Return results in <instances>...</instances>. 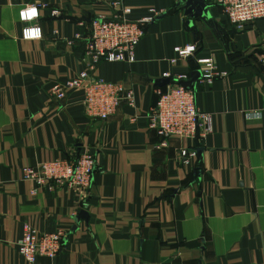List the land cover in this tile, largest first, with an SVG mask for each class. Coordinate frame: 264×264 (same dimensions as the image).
<instances>
[{
  "label": "crops",
  "instance_id": "0c3cea01",
  "mask_svg": "<svg viewBox=\"0 0 264 264\" xmlns=\"http://www.w3.org/2000/svg\"><path fill=\"white\" fill-rule=\"evenodd\" d=\"M122 2L131 20L161 14L133 61L88 70L134 93V107L121 103L99 120L86 115L81 90L59 100L49 90L88 68L75 38L81 22L112 9L101 0H0V264H264V18L239 29L211 0ZM25 5L38 7L41 39L22 38ZM188 43L226 75L205 83L193 58L172 63L174 47ZM170 83L194 89L212 114L213 132L189 165L178 159L189 140L155 148L147 126ZM82 152L96 163L82 200L65 188L32 193L24 167ZM23 223L64 229L61 251L27 262L16 249Z\"/></svg>",
  "mask_w": 264,
  "mask_h": 264
},
{
  "label": "built area",
  "instance_id": "2783aa9c",
  "mask_svg": "<svg viewBox=\"0 0 264 264\" xmlns=\"http://www.w3.org/2000/svg\"><path fill=\"white\" fill-rule=\"evenodd\" d=\"M112 9L110 17L98 15L93 17L85 32L77 34L76 39L84 40V55L91 61L86 70H82L64 83L53 85L49 92L56 99H63L73 90H81V104L90 118L107 120L121 103L134 107L135 99L132 88H126L120 83L106 81L91 75L92 70L101 61H128L134 59L135 48L144 34L145 27L160 14L154 8L149 14L136 20L126 17L129 8L124 7L122 0H101ZM221 6L227 21L241 29L264 18V0H211ZM34 13V14H33ZM54 15L57 14L53 10ZM19 18L25 24L22 28V38L36 40L42 38V28L36 22L38 18L37 5H25L19 11ZM191 49V51H189ZM176 58H193L200 70V81L211 83L216 77L226 75L219 71L210 56H197L196 43L176 46L173 49ZM163 73V77H169ZM178 75L177 79H183ZM158 98L147 114V126L155 131L159 141L155 148L168 147L172 138L187 139L192 145L179 151V163L189 165L197 156V146L213 132L212 114L200 109L196 104L194 89L179 83H170L165 89L157 91ZM94 156L82 152L74 159L55 158L41 161L35 166L23 168L25 179L35 183L32 193L38 189L54 192L58 188L71 190L82 200L89 192L93 171ZM66 236L64 229L54 232H39L29 223H23L16 249L27 262L33 263L37 256L55 257L62 249Z\"/></svg>",
  "mask_w": 264,
  "mask_h": 264
},
{
  "label": "clouds",
  "instance_id": "9594fccd",
  "mask_svg": "<svg viewBox=\"0 0 264 264\" xmlns=\"http://www.w3.org/2000/svg\"><path fill=\"white\" fill-rule=\"evenodd\" d=\"M189 51H191V49H189ZM257 115H259V113H257Z\"/></svg>",
  "mask_w": 264,
  "mask_h": 264
},
{
  "label": "snow or ice",
  "instance_id": "6c2138e0",
  "mask_svg": "<svg viewBox=\"0 0 264 264\" xmlns=\"http://www.w3.org/2000/svg\"><path fill=\"white\" fill-rule=\"evenodd\" d=\"M34 14V13H33Z\"/></svg>",
  "mask_w": 264,
  "mask_h": 264
}]
</instances>
